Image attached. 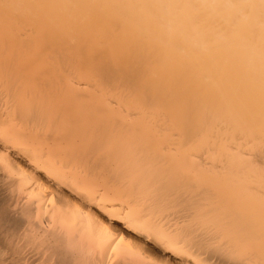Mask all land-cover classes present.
<instances>
[{
    "label": "bare ground",
    "instance_id": "bare-ground-1",
    "mask_svg": "<svg viewBox=\"0 0 264 264\" xmlns=\"http://www.w3.org/2000/svg\"><path fill=\"white\" fill-rule=\"evenodd\" d=\"M0 264H264V0H0Z\"/></svg>",
    "mask_w": 264,
    "mask_h": 264
}]
</instances>
